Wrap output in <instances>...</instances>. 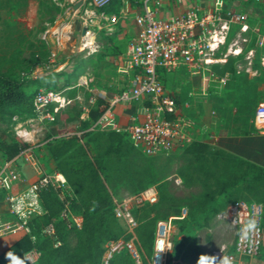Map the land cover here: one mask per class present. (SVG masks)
<instances>
[{"label": "rangeland", "instance_id": "rangeland-1", "mask_svg": "<svg viewBox=\"0 0 264 264\" xmlns=\"http://www.w3.org/2000/svg\"><path fill=\"white\" fill-rule=\"evenodd\" d=\"M75 1L0 0V65L10 54L18 52L23 58L32 54L44 62L34 66L28 73V78H38L49 71L67 72L72 67L79 70L76 75H68L66 87L61 88L64 103L53 114L52 119L36 116L32 111V104L30 107L9 106L0 110V151L12 139L24 142L30 147L42 172L51 171L48 168L50 156L47 142L67 133H79L90 128L93 122L89 119L92 105L87 98L91 92L99 89L114 91L135 81V70L125 73L116 69L123 60V55L119 54L124 53L128 41L116 38L117 43L113 48L117 51L115 53L110 52V47L103 46L102 34L116 31L120 27L119 21L122 18L117 15L121 3L112 0V4L108 6V2L97 6L84 0L81 6L72 8ZM260 1L252 0V3ZM241 10L246 14V28L241 31L242 36L237 40L238 53L228 51L224 61L210 63L208 67L201 68L196 74L198 80L194 83L187 78L188 73L184 68L178 69L177 74L165 75L161 72L163 87L178 98L181 112L190 119L191 132L188 140L195 138L206 141L209 151L200 160H195L183 147H174L167 152L153 155L133 150L130 156L131 170L141 171L143 179L151 176L157 178L156 181L146 183L143 188L152 185L157 192V181L164 182L163 189L168 202L154 203V208L158 210L153 221L154 229L157 220L171 217L172 222L174 207L186 212L198 198L215 192L214 197L206 203V221L194 231L201 251L200 256L212 255L221 246L230 250L235 228L228 220L229 206L237 204L244 210L248 201L258 200V197L264 195V180L249 182L239 178L234 189L227 188L236 194L234 200L227 192L219 193L215 183V180H224L226 176L228 178L231 173L238 175L244 167L248 176L254 172L251 166L245 164L241 168L235 166L232 170H227L233 158L250 161L237 154L235 145L242 139L243 134L254 130L252 112L258 102L264 101V17L254 15L250 10ZM235 31H238L237 26L231 28L229 37L221 46L222 51L226 50ZM50 77L56 86L64 80V75L52 73ZM199 77L203 79L202 86L199 84ZM82 79H85V83ZM35 84L31 82L26 87L27 90L51 88L49 85L36 87ZM257 85L261 99L253 100L250 98L251 92ZM189 89L193 93L187 92ZM203 100L208 101L207 106L210 108L208 107L207 112L201 107ZM184 101L188 104L184 105ZM242 102L247 103L249 110L241 111V106L245 105ZM89 148L90 151H95L92 146ZM18 166L20 171L15 187L20 189L34 178L35 173L24 158L19 160ZM125 166H128L127 162ZM106 186L111 197L115 198L136 195L143 189L131 191L123 173L107 182ZM128 202L132 209L144 204L135 203L130 197ZM154 210L150 211L149 216L155 215ZM164 212L167 213L162 216ZM136 216V225L145 220ZM120 224L124 228V232L120 234L122 236L128 232L125 225L122 222ZM134 228L132 231L137 249ZM174 233L175 226L172 222L170 236ZM20 235L22 234L17 232L0 235V250ZM138 257L142 264L139 253ZM149 257L146 258L147 264ZM35 262L36 259L31 264Z\"/></svg>", "mask_w": 264, "mask_h": 264}, {"label": "built area", "instance_id": "built-area-1", "mask_svg": "<svg viewBox=\"0 0 264 264\" xmlns=\"http://www.w3.org/2000/svg\"><path fill=\"white\" fill-rule=\"evenodd\" d=\"M108 1L87 0V3L102 6ZM141 3V11L133 16L136 24L135 35L126 45L123 60L116 66L118 71L125 73L135 70V81L115 91L99 89L88 95L87 101L91 105L97 98L102 101L98 105L99 114L88 129L124 130L133 145L142 153L153 155L182 146L189 139L190 126V119L181 112L179 103L163 87L158 71L183 67L188 73L197 74L210 63L224 61L228 51L238 53L237 40L242 36L241 31L246 28V14L240 9L227 6L224 0H211L207 9H201L197 3H192L168 16L154 14L160 0H141ZM233 26H237L238 31H235L226 50L222 51L221 46L226 42ZM82 81L85 83V79ZM62 90L38 88L31 100L34 114L52 119L53 114L64 103ZM136 102L137 105L129 113L127 120L121 123L114 110L115 105ZM183 104L188 103L184 101ZM252 124L259 132H264V101L258 102L254 107ZM21 158L32 166L35 174L32 180L17 189L15 186L20 171L18 162ZM49 187L56 190L61 201L59 217L65 219L67 226H79L81 215L72 209L73 193L59 171L42 172L28 146L19 148L9 157L0 155V235L17 232L32 237V221L46 212L40 194ZM129 197L135 203H153L156 201L157 192L150 185L136 195L111 197L113 214L125 225L130 236L127 239L117 237L106 240L99 264H107L112 254L122 248L129 251L134 264H140L132 231L136 220L131 213ZM184 214L185 210L181 209L173 217L181 218ZM260 216L261 204L254 200L248 201L244 210L237 204L230 205L228 220L235 228L231 248L225 250L221 246L212 255H227L232 258L233 264H245V258L256 255L260 249ZM248 219H255L257 222L251 246L242 240L241 235ZM171 227V217L157 220L148 264H173L176 261L168 257ZM40 231L51 237L54 246L60 243L51 222L40 226ZM38 254L37 249L31 248L26 252V257L32 263Z\"/></svg>", "mask_w": 264, "mask_h": 264}, {"label": "trees", "instance_id": "trees-1", "mask_svg": "<svg viewBox=\"0 0 264 264\" xmlns=\"http://www.w3.org/2000/svg\"><path fill=\"white\" fill-rule=\"evenodd\" d=\"M111 1H108L107 6ZM115 32L102 34L103 46L110 47L111 53L117 52L113 49L117 43ZM39 64H44V62L36 56L31 54L23 58L18 52H13L4 60V63L0 65V110L9 106L30 107L32 96L36 91L35 88L27 90L26 87L31 82H35L36 87L49 85L53 89H60L66 87L68 75L79 73L77 68L72 67L67 72L49 71V73L38 78H28V73ZM158 72L162 83L161 72L167 75L172 70H159ZM52 73L58 76L64 75L61 84L57 86L54 84V80L50 77ZM171 95L177 102L179 101L175 95ZM101 102V99L97 98L92 105L89 111L90 120L94 121L98 116V105ZM246 110H249L247 103L241 106V111ZM94 129L97 128L84 129L78 134L67 133L46 144L49 156L53 161V169L64 176L73 193L71 207L81 215L79 226H66L65 219L59 217L61 201L56 190L49 187L40 194L46 212L32 221L31 232L33 236L22 234L2 248L0 250V264H11L7 257L9 252L20 258L23 264H31L26 257V252L31 248L39 251L35 264H99L103 243L106 240L117 237L127 239L130 236V233H124L120 236L124 232V228L120 224L121 221L113 214V202L106 183L123 173L126 175V184L129 185L131 191L135 192L141 190L146 183L156 181L157 178L151 176L143 179L141 171L130 169L132 151L142 152L133 145L126 131ZM26 145L24 142L12 139L3 145L0 155L9 157ZM89 146H92L95 151H90ZM180 147L190 153L195 160L202 159L209 151V145L206 141L195 138L186 141ZM125 162L128 163V166H125ZM230 163L231 165L227 167V170H232L235 166L241 168L242 164L254 169V172H251L249 176L244 167L238 175L231 173L224 180H215L218 192L229 193L228 195L233 197L232 200L236 199L237 196L234 191L231 192L227 188L234 189L235 182L239 178L249 180V182L264 180V167L261 165L237 158H233ZM224 168L226 169V167ZM157 186L159 189L155 202L151 204L144 202L139 208H131L133 217L137 215V218H145L134 228L135 241H137L136 250L141 256L142 264H147L146 258L152 252L153 221L157 216L156 213H158V210L154 208V203L168 202L163 189L164 182L162 180L157 181ZM213 194L198 198L181 218L174 217L172 219L175 233L170 236L171 247L168 257L177 259L175 264H197L201 251L196 242L194 231L206 221L208 217L206 203L214 197ZM254 201L261 204L260 227L261 231H264V195ZM152 209H155V215L149 216ZM179 212L174 207L172 214L178 215ZM166 213L161 215L165 216ZM49 222L53 224L55 234L60 240V243L55 246L52 244L51 237L40 231V226ZM107 264H134V259L126 248H122L112 254Z\"/></svg>", "mask_w": 264, "mask_h": 264}, {"label": "crops", "instance_id": "crops-1", "mask_svg": "<svg viewBox=\"0 0 264 264\" xmlns=\"http://www.w3.org/2000/svg\"><path fill=\"white\" fill-rule=\"evenodd\" d=\"M227 6L235 7L237 9L250 10L252 14L264 17V0L263 2L252 3V0H224ZM249 1V2H247ZM120 2L119 5V14L117 15L120 19V27L116 30L115 36L117 39H126L128 42L133 38L136 31V24L133 20L135 13L140 12L142 9L141 0H117ZM192 3H197L201 9L209 8L211 0H160L159 7L154 11V14L157 16H168L173 13H177ZM112 4V2H110ZM247 12V11H246ZM242 35V34H241ZM125 51V50H124ZM123 55V52H120L119 56ZM183 67H178L172 70L171 73L177 74L178 69ZM187 72V71H186ZM188 73V72H187ZM188 79L194 83L196 79V74L187 75ZM191 83V84H193ZM203 79L199 77V84L202 86ZM259 86L255 87V90L251 92V99L259 100ZM187 92L193 93L191 89ZM206 94V92H204ZM207 100H203L201 107L204 111H208L210 108L207 103ZM137 105L136 103L116 104L114 110L118 116V119L121 123H124L127 120L129 113ZM209 107V108H208ZM253 114V112H252ZM253 125V124H252ZM254 127V126H253ZM191 131L188 128V135ZM235 149L237 154L247 158L251 162L261 165L264 167V132H259L257 129L250 133L243 134L242 139H240L236 145ZM48 168L53 171V161L51 158L48 160ZM245 264H264V231L261 234V244L260 249L256 255L245 258Z\"/></svg>", "mask_w": 264, "mask_h": 264}, {"label": "clouds", "instance_id": "clouds-1", "mask_svg": "<svg viewBox=\"0 0 264 264\" xmlns=\"http://www.w3.org/2000/svg\"><path fill=\"white\" fill-rule=\"evenodd\" d=\"M257 230V222L255 219H248L241 230L242 240L249 243L251 246V240L253 233ZM7 257L10 259L11 264H23V261L15 256L14 253H7ZM197 264H233L232 258L229 256L217 257L216 255H201L197 261Z\"/></svg>", "mask_w": 264, "mask_h": 264}, {"label": "water", "instance_id": "water-1", "mask_svg": "<svg viewBox=\"0 0 264 264\" xmlns=\"http://www.w3.org/2000/svg\"><path fill=\"white\" fill-rule=\"evenodd\" d=\"M82 3H83V0H76L75 2L72 3L71 7L76 8L77 6H81ZM83 31H84V27L81 28V32Z\"/></svg>", "mask_w": 264, "mask_h": 264}]
</instances>
